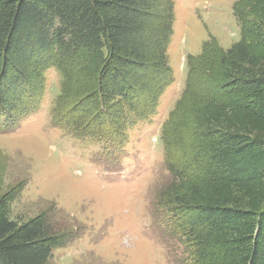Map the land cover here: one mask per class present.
Here are the masks:
<instances>
[{
    "label": "rangeland",
    "instance_id": "1",
    "mask_svg": "<svg viewBox=\"0 0 264 264\" xmlns=\"http://www.w3.org/2000/svg\"><path fill=\"white\" fill-rule=\"evenodd\" d=\"M138 9L142 15L139 47L135 53L111 60L103 92L108 94L114 83H120L135 104L147 108L170 72L173 81L152 108L155 114L131 126L125 142L119 140L123 137L121 106L106 95L104 103L99 100L88 70L75 68L65 93L54 69L45 72L43 85L38 63L27 66L21 79L17 78L21 68L11 67L0 82L1 131L13 124L11 118L18 119L42 98L39 111L24 119L19 129L0 132V212L6 203L11 218L27 221L45 211L52 225L71 233L66 245L53 251L51 264L189 262L188 247L194 252V244L184 241L183 231L174 235L167 228H175L179 220L185 229L191 227L195 206L214 202L216 188L227 184L210 156L213 137L200 134L195 113L210 99L227 104L228 124L222 127L230 132L240 127L241 132L264 141V99L253 89L232 93L259 80L264 96V39L259 35L264 26V0H143ZM170 10L173 24L164 55L166 70L160 52ZM238 42L245 44L250 55L234 66L225 52ZM31 56L34 62L42 57L34 52ZM189 70L193 91L169 118ZM61 94V123L78 121L84 129L116 137V147L74 137L54 126L51 105ZM255 108L260 115L254 113ZM167 121L168 133L178 126L175 150L162 135ZM166 148L183 166L185 180L177 179L183 200L171 203L170 208L167 199L162 200L175 181L166 166ZM258 190L264 193V180L253 192L242 189L239 196L249 199Z\"/></svg>",
    "mask_w": 264,
    "mask_h": 264
},
{
    "label": "trees",
    "instance_id": "2",
    "mask_svg": "<svg viewBox=\"0 0 264 264\" xmlns=\"http://www.w3.org/2000/svg\"><path fill=\"white\" fill-rule=\"evenodd\" d=\"M142 2L143 0H0V82L11 67H20L17 70L19 74L16 73L17 78H23L26 76L27 66L39 64L43 85L45 72L54 69L59 75L61 91L65 93L69 88L67 84L74 80L75 68L88 70L93 77L92 91L99 100L103 102L106 95L107 98H112L113 103L117 102L121 106L124 114L120 135L123 137L119 140L125 142L131 126L155 114V108H152L173 81L170 72L169 80L161 86L154 102L147 108L135 104L120 83H114L108 94L103 92L105 71L110 67L111 60L114 57L119 60L122 53H135L139 47L142 32L138 19L142 15L138 5ZM172 24L170 10L160 52L166 70L169 67L164 55L169 46ZM259 35L264 39V26ZM31 52L42 57L38 61H31ZM225 53L232 57L234 66H240L250 55L242 42ZM190 73L189 70L186 85L169 118L176 114L193 91ZM259 83L257 80L253 85L237 87L232 93L240 94L253 89V93L264 99L258 88ZM43 89L42 86V96ZM62 95L51 105L50 114L54 126L62 127L74 137L92 138L97 142H106L108 147H116V137L84 129L78 121L61 123ZM41 99L40 97L18 119L11 118L13 124L0 132L19 129L24 119L39 111ZM228 108L227 104H219L210 99L194 115L200 134L213 137L210 156L220 166L227 184L216 188L218 198L214 202L195 206L190 218L191 227L185 229L184 221L179 220L174 225L175 228H167L174 235L179 230L183 231L187 236L184 241L189 245L190 242L194 244V252L188 247L189 262L185 264H264V193L258 190L259 193H254V197L249 199L239 196L242 189L243 193L253 192L255 185L264 180V141L241 132L240 127H236V132L223 128L222 124H228ZM254 113L260 115L258 108H255ZM168 125L167 121L162 135L175 150L179 142L178 126L176 124L175 130L168 133ZM166 158V166L175 176V181L162 194V200L165 197L166 205L169 204L167 207L170 208L171 203L184 198L177 191L179 182L184 179V168L169 150ZM212 175H216V172H212ZM235 188L238 189L237 195H233ZM5 204L0 212V264H51L53 251L66 245L71 233L52 225L45 211L39 217L27 221L11 218Z\"/></svg>",
    "mask_w": 264,
    "mask_h": 264
}]
</instances>
